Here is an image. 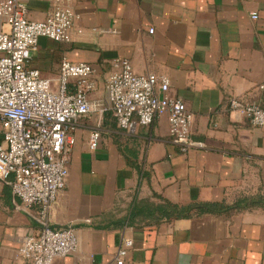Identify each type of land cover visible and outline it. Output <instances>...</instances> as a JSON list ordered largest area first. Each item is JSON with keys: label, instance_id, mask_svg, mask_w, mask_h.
Wrapping results in <instances>:
<instances>
[{"label": "crops", "instance_id": "crops-1", "mask_svg": "<svg viewBox=\"0 0 264 264\" xmlns=\"http://www.w3.org/2000/svg\"><path fill=\"white\" fill-rule=\"evenodd\" d=\"M22 1L33 21L53 9V0ZM73 9L72 41L41 38L29 67L56 84L64 59L91 65L92 101L106 97L116 59L137 75H166L202 147L180 153L168 114L132 133L110 113L79 120L66 186L49 214L52 228L76 229L79 247L53 264H117L127 239L125 264H264V126L229 110L233 97L264 108V0H79ZM165 202L237 208L169 222L155 210ZM39 213L0 180V264H30L19 248L39 233Z\"/></svg>", "mask_w": 264, "mask_h": 264}, {"label": "built area", "instance_id": "built-area-1", "mask_svg": "<svg viewBox=\"0 0 264 264\" xmlns=\"http://www.w3.org/2000/svg\"><path fill=\"white\" fill-rule=\"evenodd\" d=\"M77 1L53 0L46 19L33 21L22 0H0V180L11 185L25 209L40 207L39 233L26 236L19 248V256L30 264H53L56 258L78 250L76 229L52 228L49 214L66 186L79 120L110 113L120 129L132 133L138 125L151 127L168 114L170 137L180 153L202 147L191 138L193 115L182 99L169 95L166 75H137L128 60L116 59L106 82V97L92 101L91 65L64 59L56 84L29 67L41 38L72 41L77 18L73 4ZM251 17L256 20L258 14ZM72 80L73 90L69 88ZM229 110L254 126H264V108L244 97L231 98ZM100 142L99 124L90 132L89 148L96 150ZM132 247V240L124 241L117 264H125Z\"/></svg>", "mask_w": 264, "mask_h": 264}, {"label": "trees", "instance_id": "trees-1", "mask_svg": "<svg viewBox=\"0 0 264 264\" xmlns=\"http://www.w3.org/2000/svg\"><path fill=\"white\" fill-rule=\"evenodd\" d=\"M30 63V62H29ZM237 207H223L217 205H191V206H178L170 202L155 208L159 212L161 218H165L167 221H175L179 219L190 218L200 213H226L235 210Z\"/></svg>", "mask_w": 264, "mask_h": 264}]
</instances>
